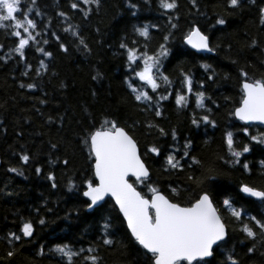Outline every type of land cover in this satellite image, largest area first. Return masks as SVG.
Instances as JSON below:
<instances>
[{"label":"trees","instance_id":"16d2710c","mask_svg":"<svg viewBox=\"0 0 264 264\" xmlns=\"http://www.w3.org/2000/svg\"><path fill=\"white\" fill-rule=\"evenodd\" d=\"M72 2L92 10L85 17L80 10L70 7ZM131 2L138 5L135 15L129 0H101L98 9L95 5H83L82 0H21V7L31 8L29 16L37 23L33 35L39 33L38 43L30 42L23 59L11 51L17 38L10 34V29L0 28V264H66L53 251L57 244L85 250L75 258V264H92L84 260L88 255L98 256L99 264H143L139 246L130 239L114 202L107 199L88 211L87 199L82 196V182L92 177L94 162L89 159L82 138L105 119L115 120L137 141L141 157L150 169L149 183L182 204L201 191L187 179L190 174L199 176L200 169L195 165L189 168L188 157L181 159L184 144L190 140V155L206 165L214 164L222 173L206 186L229 229L227 243L210 258L212 264H225L228 254L239 264H264V238L259 234L255 240L248 238L240 230V222L220 204L228 195L248 214L257 218L264 214V204L239 192L242 183L264 187V165L260 163L264 161V145L250 140V135L264 132V127L243 124L231 115L242 94L241 70L249 78L264 77V23L259 11L264 0H242L239 7L230 6L229 0H196L195 5L191 0H177L178 7L167 13L159 8L158 0ZM60 12L66 16H60ZM220 18L226 21L224 25L216 23ZM173 23L176 28L171 27ZM69 24L79 36L65 31ZM146 24L157 26L149 27L148 38L134 32V26ZM193 24L209 36L215 51L198 53L183 42ZM168 34L170 54L161 58L160 70L172 81L168 89L172 94L168 95L167 86L158 81L161 87L156 93L150 87L144 88L153 96L151 102L137 101L129 85L142 89V83L128 67L127 49L120 45L124 43L152 55L165 43L163 37ZM81 37L87 49L80 44ZM41 61L45 67H41ZM204 65L211 67L206 70ZM185 73L192 77L193 92H204V108L196 107L191 95L187 107L176 105L175 91H183L180 81ZM28 84L36 87L29 89ZM160 94L168 98L159 100ZM157 106L160 116L155 115ZM204 115L214 120L216 126L192 124L193 117L200 120ZM243 127H249V136L240 131ZM161 128L165 134H161ZM228 130L235 133L238 148L243 144L251 148L240 158V164L224 163L229 159L223 142V134ZM153 146L160 149L159 155L148 152ZM169 153L180 159L183 169L167 165ZM23 154L30 157L27 163L20 159ZM220 156L224 160H219ZM65 159L68 165L63 164ZM245 161L250 171L243 169ZM37 167L41 169L39 173L35 171ZM11 168L18 172L9 171ZM49 172L55 176V188L53 181L47 179ZM137 188L151 195L144 185ZM172 188L177 192L173 193ZM22 218L33 222L34 234L9 245L6 234L18 232ZM41 219L44 224L39 223ZM244 220L248 222L247 217ZM105 222L110 225L107 232L114 241L111 245L103 243ZM253 245L255 250L248 252ZM88 248L94 251L89 253ZM9 250L14 251L12 257L7 256Z\"/></svg>","mask_w":264,"mask_h":264},{"label":"snow or ice","instance_id":"6c2138e0","mask_svg":"<svg viewBox=\"0 0 264 264\" xmlns=\"http://www.w3.org/2000/svg\"><path fill=\"white\" fill-rule=\"evenodd\" d=\"M101 0H82L83 5H95L98 9ZM192 4H196V0H191ZM242 0H229L232 7H239ZM254 2V0H253ZM158 6L165 13L175 10L177 0H158ZM72 9L80 10L85 17L91 12V7L81 8L80 3L72 2ZM129 8L132 14L135 15V10L138 8L136 3L129 0ZM31 8L24 9L21 7V0H0V28L10 29V34L17 38V43L11 51L18 53L21 59L24 58V50L30 45V42L38 43L36 35H33V30L37 28L36 21L29 16ZM261 22L264 23V7L259 9ZM39 15V12L36 13ZM60 16H66V13L60 12ZM171 17L169 20L171 21ZM216 23L224 25L226 21L223 18L217 19ZM149 27H157L156 25H144L142 27H133L134 32L141 37H149ZM172 28H176V24H171ZM22 29V32H21ZM65 31H71L73 36H79L76 28L71 24ZM170 34L165 35L163 40L165 43L159 45V50L149 55L147 51L140 52L135 47H128L127 44L121 43V48L127 49L128 67L133 75L140 81H143L151 88L153 93L161 87L162 82L167 87L165 91L172 86V81L161 72V58H166L170 54V49L167 47ZM58 39V37H57ZM47 43V41H44ZM183 42L189 45L196 51L213 52L215 49L210 46L209 36L203 32L199 26L193 24L189 31L184 34ZM135 43V41L133 42ZM256 43L255 40L252 41ZM80 44L84 43L83 38H80ZM60 47L67 51L64 44ZM37 51L43 52L46 56H51L50 52H44L43 48H37ZM183 54V53H180ZM41 67H45L43 61L40 62ZM137 68H133V65ZM28 67H31L30 65ZM207 70L210 65H204ZM27 75V73H24ZM241 75L244 77L240 84L241 98L239 106L231 112V115L244 121L246 124L259 122L264 125V77L249 78L248 73L241 70ZM212 79L211 76L208 77ZM95 79V77H93ZM160 81V82H158ZM183 91H175V103L181 107H187L189 97H195V105L198 108H204L205 94L202 91L193 92V81L191 75L185 73L180 81ZM202 85V81L200 82ZM133 93H136L137 101L153 100V96L148 91H142L136 86L130 84ZM25 87V85H21ZM29 89L35 88L36 85L28 84ZM168 92V95H171ZM168 95L160 94L159 100H165ZM43 103V101H41ZM156 116H160L159 107H156ZM193 125H199L204 122L213 127L216 122L208 115L200 117L197 120L192 119ZM161 134L164 129L159 130ZM244 135L249 136V127L240 129ZM173 139L176 137L175 130L172 132ZM250 140L257 144L264 145V132H259L256 135H250ZM223 142L226 146V152L229 154V159L224 160L223 156L218 157L219 160H224L225 164L236 165L240 164V158L251 151L249 144H243L237 147L235 133L231 130L225 131L223 134ZM82 143L87 146L89 159L94 160L91 164L92 177L83 180L85 186L82 196L87 198L85 207L93 209L100 206L101 202L105 201L106 197L111 198L118 211L122 214L126 222L127 230L130 233V239L139 246L140 255L143 258V264H212V260L217 254V250L227 243L229 237V229L221 215L220 210L214 204L210 192L207 190V185L217 180L222 173L214 164L206 165L196 156L190 155L188 151L191 141L187 140L184 144V151L181 159L188 157L190 163L188 167L195 165L200 169V175H188L187 179L194 185L201 188L199 194L185 203L175 202L170 199L158 188L153 187L149 181L151 180L150 169L146 166L144 159L138 149L137 141L125 130L124 127L117 126L115 120L105 119L99 127H94L83 138ZM56 147L55 144L52 145ZM148 152L159 155L160 149L153 146L148 149ZM20 159L27 163L30 159L29 155L23 154ZM167 165L172 169H183L180 159L171 153L166 157ZM264 165V161H260ZM64 165H68L69 161L65 159ZM242 167L246 171H250L249 164L245 161ZM11 172H18L17 168L9 169ZM37 173L41 171L39 167L35 169ZM23 175V172H19ZM134 178V179H130ZM47 179L53 181L52 187L55 188V176L49 172ZM144 185L147 188L150 196L145 195L138 190L137 185ZM74 185L69 181V188ZM173 193L177 192L176 188H172ZM239 192L248 197L255 198L261 204H264V187L251 186L247 183H242L239 186ZM221 207L235 221L240 222L241 231L248 238L255 240L259 234L264 238V214L261 218L248 214L247 210L238 205V202L232 196H224L220 201ZM247 217L245 222L244 218ZM44 220H39L40 224H44ZM105 238L103 243L111 245L114 241L108 238L107 229L110 225L104 224ZM259 230V232L257 231ZM35 231L33 222L30 219H23L18 232L10 231L6 234L5 239L9 245L14 242H19L24 237H32ZM255 245L248 248V252H253ZM53 251L59 254L66 264H75V258L83 253V248L74 250L69 244H57ZM89 253L94 249L88 248ZM43 254L41 247L40 253ZM14 251L7 252L8 257H12ZM85 261H91L92 264H99V257L96 255H88L84 257ZM225 264H239V261L233 255L228 254Z\"/></svg>","mask_w":264,"mask_h":264},{"label":"water","instance_id":"95a60500","mask_svg":"<svg viewBox=\"0 0 264 264\" xmlns=\"http://www.w3.org/2000/svg\"><path fill=\"white\" fill-rule=\"evenodd\" d=\"M187 45V44H186ZM190 49H192L189 45H187ZM192 50H194L195 52H198V53H204V54H206V53H211V52H208V51H196L195 49H192ZM235 119L236 120H238V121H240L238 118H236L235 117ZM240 122H242L243 124H246L244 121H240ZM250 125H259V126H263L264 127V125H262V124H260L259 122H252ZM139 149V148H138ZM140 152V151H139ZM1 162V161H0ZM131 179V178H130ZM132 179H134V178H132ZM87 199V198H86ZM107 199H110V200H112L111 198H109V197H106L105 198V201L107 200ZM255 199V198H254ZM104 201V202H105ZM113 201V200H112ZM104 202H101V205L104 203ZM114 202V201H113ZM115 204V203H114ZM100 205V206H101ZM99 206H97V207H94L93 209H88V211H93L94 209H96V208H98ZM118 209V208H117ZM120 213V212H119ZM121 214V213H120ZM121 216H122V214H121ZM122 218H123V216H122ZM124 220V219H123ZM125 222V221H124ZM125 224H126V222H125ZM127 227V226H126ZM210 259V258H209Z\"/></svg>","mask_w":264,"mask_h":264},{"label":"rangeland","instance_id":"374dc122","mask_svg":"<svg viewBox=\"0 0 264 264\" xmlns=\"http://www.w3.org/2000/svg\"><path fill=\"white\" fill-rule=\"evenodd\" d=\"M21 32H22V29H21ZM139 70V69H138ZM138 79V78H137ZM139 80V79H138ZM140 81V80H139ZM142 83V89H140L139 87H137L138 89L142 90V91H146L144 88L148 87L143 81H140Z\"/></svg>","mask_w":264,"mask_h":264}]
</instances>
